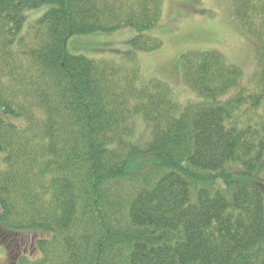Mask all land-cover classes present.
Masks as SVG:
<instances>
[{
  "label": "trees",
  "instance_id": "16d2710c",
  "mask_svg": "<svg viewBox=\"0 0 264 264\" xmlns=\"http://www.w3.org/2000/svg\"><path fill=\"white\" fill-rule=\"evenodd\" d=\"M166 2L0 0V264H264V0H225L248 73L171 58L187 97L141 62ZM126 29L101 60L68 49Z\"/></svg>",
  "mask_w": 264,
  "mask_h": 264
},
{
  "label": "rangeland",
  "instance_id": "374dc122",
  "mask_svg": "<svg viewBox=\"0 0 264 264\" xmlns=\"http://www.w3.org/2000/svg\"><path fill=\"white\" fill-rule=\"evenodd\" d=\"M181 3L178 0H167L165 3L164 13L168 21L165 30L167 32L161 34L165 43L158 51L141 56L144 72L159 76L166 81L169 80L177 86L178 77L171 58L177 61L176 54L183 47V50H194L210 46L220 49L233 64L243 65V70L248 73L254 65L255 50L250 39L232 19L231 11L225 0H204L201 6L188 0H182ZM193 7L198 10L204 8L208 12L199 14V12H193ZM36 16L29 14L30 21H33ZM134 34V31L126 29L114 33L76 36L69 40L68 49L72 54H82L94 60H101L102 57L113 53L111 49L117 46L125 47L127 39ZM126 47H128L127 42ZM175 88L181 97H187L190 94L182 85ZM29 239L31 240V235ZM30 240L29 244H31ZM13 260L15 259L11 257L7 260L6 257L5 263Z\"/></svg>",
  "mask_w": 264,
  "mask_h": 264
}]
</instances>
